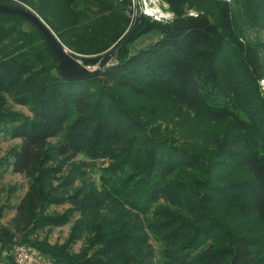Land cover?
Segmentation results:
<instances>
[{"label":"trees","instance_id":"trees-1","mask_svg":"<svg viewBox=\"0 0 264 264\" xmlns=\"http://www.w3.org/2000/svg\"><path fill=\"white\" fill-rule=\"evenodd\" d=\"M122 1L0 3L31 8L71 54L98 65L127 34L130 17ZM262 1L244 0L253 10ZM204 4L213 12L156 23L159 38L131 52L130 42L145 33L138 31L102 75L83 80L62 76L34 23L0 12V125L21 139L13 169L22 174L48 158L50 139L61 135L59 154L85 153L84 165L121 149L123 163L134 168L120 189L137 208L164 204L149 223L165 244L164 260L150 264H264V103L251 88L260 79L259 60L240 40L229 7ZM6 93L29 105L32 115L2 112ZM130 93L146 101L141 109L127 106ZM199 113L229 125L214 132L213 122H204L211 127L206 132ZM140 115L145 122L164 116L168 123L148 134L139 127ZM69 202L84 210L93 198L78 192ZM245 219L255 225L244 228ZM125 237L99 236L111 259L93 264H129Z\"/></svg>","mask_w":264,"mask_h":264},{"label":"rangeland","instance_id":"rangeland-1","mask_svg":"<svg viewBox=\"0 0 264 264\" xmlns=\"http://www.w3.org/2000/svg\"><path fill=\"white\" fill-rule=\"evenodd\" d=\"M122 2L130 17L126 35L141 21L140 16L143 17L138 31L145 33L130 42L131 52L159 38L158 29L152 27L156 23H169L203 12H213V9L204 4V0ZM209 2L229 7L241 34L240 40L257 52L260 79L251 88L254 89L257 103H264V0L258 10H253L244 0ZM218 17L220 20L224 19L222 14ZM116 60L115 57L112 64ZM86 66L94 68L97 65ZM124 98L130 108H137L139 105L137 109H141L140 102H146L131 93L125 94ZM5 99L2 112L32 115L30 106L16 103L11 94L6 93ZM197 118L206 132L211 127L207 128L204 122H213L216 126L214 132L223 131L229 125L228 122L218 120L208 121L201 113ZM138 119L143 121L139 127L148 134L150 130L154 132L168 123L164 116H157L151 122H145L141 115ZM3 124L0 125V264L11 262L9 256L19 245L39 249L51 264H93L98 259H111L99 244V236L107 239L126 236L129 240V264H150L151 261L156 263L164 260L165 244L149 227V223L155 219L154 210L164 204L160 202L153 208H137L135 200L128 198L120 189L125 179L132 175L134 168L133 164L123 163L121 149L111 150L108 160H97L84 165L83 162L87 160L85 153L74 157L59 154L57 146L63 138L61 135L50 139L46 149L49 157L41 158L31 173L22 174L13 169L14 152L20 146L21 139L4 131ZM144 137L146 139L148 136ZM175 139L180 144L183 143L178 137ZM236 167L237 164L231 165L232 170ZM78 192L93 198L91 208L79 210L69 202V198ZM226 201L230 203L228 199ZM220 203L222 204V200ZM227 206L229 207L225 212L228 213L229 210L231 213L234 208L231 204ZM245 221L246 223H241L244 228L251 229L255 225L250 219ZM249 233L240 232L242 236ZM112 264H123V261L114 259Z\"/></svg>","mask_w":264,"mask_h":264},{"label":"water","instance_id":"water-1","mask_svg":"<svg viewBox=\"0 0 264 264\" xmlns=\"http://www.w3.org/2000/svg\"><path fill=\"white\" fill-rule=\"evenodd\" d=\"M0 12L18 15L26 20L34 23L40 30L44 37L50 52L54 58L59 62V70L62 76L67 80H83L102 75L105 68L112 65V61L117 56L118 52L126 45L136 34L141 27L143 17L140 16L141 21L138 25L126 35L121 42L114 48L108 50L100 59L97 66L90 68L86 66L81 60L76 58L68 48L61 43L58 36L50 28V26L43 20L41 16L29 7H23L15 4H3L0 3Z\"/></svg>","mask_w":264,"mask_h":264},{"label":"built area","instance_id":"built-area-1","mask_svg":"<svg viewBox=\"0 0 264 264\" xmlns=\"http://www.w3.org/2000/svg\"><path fill=\"white\" fill-rule=\"evenodd\" d=\"M9 257L12 259L11 262L2 264H51L39 249L31 246H16Z\"/></svg>","mask_w":264,"mask_h":264},{"label":"bare ground","instance_id":"bare-ground-1","mask_svg":"<svg viewBox=\"0 0 264 264\" xmlns=\"http://www.w3.org/2000/svg\"><path fill=\"white\" fill-rule=\"evenodd\" d=\"M148 10V9H147ZM149 11V10H148Z\"/></svg>","mask_w":264,"mask_h":264}]
</instances>
